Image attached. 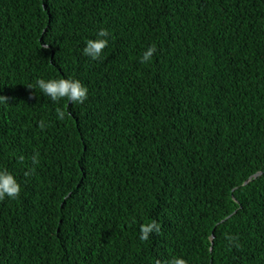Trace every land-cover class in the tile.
<instances>
[{
    "label": "trees",
    "instance_id": "trees-1",
    "mask_svg": "<svg viewBox=\"0 0 264 264\" xmlns=\"http://www.w3.org/2000/svg\"><path fill=\"white\" fill-rule=\"evenodd\" d=\"M0 168V264H264V0H0Z\"/></svg>",
    "mask_w": 264,
    "mask_h": 264
},
{
    "label": "clouds",
    "instance_id": "clouds-1",
    "mask_svg": "<svg viewBox=\"0 0 264 264\" xmlns=\"http://www.w3.org/2000/svg\"><path fill=\"white\" fill-rule=\"evenodd\" d=\"M110 33L107 29L101 28L95 39H88L86 46L83 49L85 56L92 60H99L103 56L104 49L109 45ZM157 52L155 44L147 47L140 58L142 64H149ZM30 89H37L52 101L67 100L71 104H83L88 99V88L75 78H38L32 84L28 85ZM57 116L63 120L65 112L57 110ZM44 122H41V127H44ZM33 163H38L36 157H33ZM22 192V185L11 171L6 168H0V201L18 199ZM160 225L155 221H150L141 226L140 239L147 241L152 233H159ZM233 238L230 236L229 240ZM163 264H188V262L179 256H174L167 259Z\"/></svg>",
    "mask_w": 264,
    "mask_h": 264
},
{
    "label": "water",
    "instance_id": "water-1",
    "mask_svg": "<svg viewBox=\"0 0 264 264\" xmlns=\"http://www.w3.org/2000/svg\"><path fill=\"white\" fill-rule=\"evenodd\" d=\"M261 174H262V172H257V173H255V174L252 175L250 178H248V179L244 182V184L248 183V181H249L252 177H257V176H259V175H261ZM212 238H213V234H212Z\"/></svg>",
    "mask_w": 264,
    "mask_h": 264
}]
</instances>
